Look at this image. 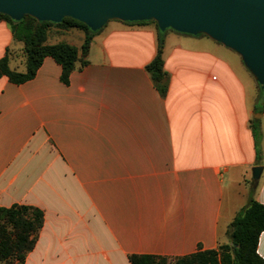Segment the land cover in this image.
Returning a JSON list of instances; mask_svg holds the SVG:
<instances>
[{"label":"crops","instance_id":"crops-1","mask_svg":"<svg viewBox=\"0 0 264 264\" xmlns=\"http://www.w3.org/2000/svg\"><path fill=\"white\" fill-rule=\"evenodd\" d=\"M92 32L86 64L66 84L50 57L22 84L0 78V208L43 213L23 264H130L226 244L252 185L264 206L255 74L210 35L153 19L111 18ZM159 34L163 96L145 70ZM83 40L51 27L45 43L80 49ZM6 53L9 68L21 72L19 61L24 71L22 44L0 20V59ZM256 252L264 260V232Z\"/></svg>","mask_w":264,"mask_h":264},{"label":"trees","instance_id":"trees-1","mask_svg":"<svg viewBox=\"0 0 264 264\" xmlns=\"http://www.w3.org/2000/svg\"><path fill=\"white\" fill-rule=\"evenodd\" d=\"M0 20L10 28L13 39L22 44L24 71L9 68V54L0 59V78L5 77L13 84H22L31 80L45 57L52 58L61 67V81L67 83L68 77L76 66L86 64L85 57L91 40L96 32L88 26L71 18H64L59 23L38 21L30 16L19 20L0 14ZM51 27L59 30L76 29L84 34L80 49L68 44L46 45ZM163 36L158 35L157 53L145 67L154 87L164 95L167 90V77L163 71L162 60ZM264 104V90L258 85L256 110L261 111ZM256 142L259 138L257 122L253 127ZM255 186L249 191L246 205L235 215L229 224L227 243L216 249L197 251L194 254L166 258L159 256H129L130 264H264L257 252L259 235L264 232V206L253 198ZM43 213L30 206L12 205L0 208V264H23L30 252L42 226Z\"/></svg>","mask_w":264,"mask_h":264},{"label":"water","instance_id":"water-1","mask_svg":"<svg viewBox=\"0 0 264 264\" xmlns=\"http://www.w3.org/2000/svg\"><path fill=\"white\" fill-rule=\"evenodd\" d=\"M0 14L97 30L106 20L153 19L160 27L203 32L237 51L264 90V0H0ZM261 168L251 170L256 185Z\"/></svg>","mask_w":264,"mask_h":264},{"label":"rangeland","instance_id":"rangeland-1","mask_svg":"<svg viewBox=\"0 0 264 264\" xmlns=\"http://www.w3.org/2000/svg\"><path fill=\"white\" fill-rule=\"evenodd\" d=\"M17 68L19 71H21V72L23 71V66H22L21 62H19V61H17Z\"/></svg>","mask_w":264,"mask_h":264}]
</instances>
